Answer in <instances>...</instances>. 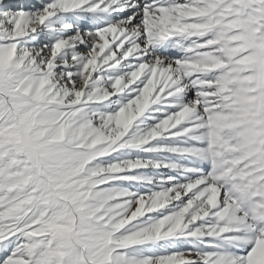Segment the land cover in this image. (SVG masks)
Instances as JSON below:
<instances>
[{
  "label": "snow or ice",
  "instance_id": "6c2138e0",
  "mask_svg": "<svg viewBox=\"0 0 264 264\" xmlns=\"http://www.w3.org/2000/svg\"><path fill=\"white\" fill-rule=\"evenodd\" d=\"M0 264H264V0H0Z\"/></svg>",
  "mask_w": 264,
  "mask_h": 264
}]
</instances>
